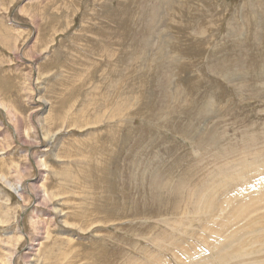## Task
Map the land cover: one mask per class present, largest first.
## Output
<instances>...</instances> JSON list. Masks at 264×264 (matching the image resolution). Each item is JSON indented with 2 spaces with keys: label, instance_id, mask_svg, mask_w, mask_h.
<instances>
[{
  "label": "rangeland",
  "instance_id": "rangeland-1",
  "mask_svg": "<svg viewBox=\"0 0 264 264\" xmlns=\"http://www.w3.org/2000/svg\"><path fill=\"white\" fill-rule=\"evenodd\" d=\"M165 1L0 0V264H264V0Z\"/></svg>",
  "mask_w": 264,
  "mask_h": 264
},
{
  "label": "bare ground",
  "instance_id": "bare-ground-1",
  "mask_svg": "<svg viewBox=\"0 0 264 264\" xmlns=\"http://www.w3.org/2000/svg\"><path fill=\"white\" fill-rule=\"evenodd\" d=\"M108 1H110V0H108ZM142 1H143V0H141V2H142ZM164 1H165V0H164ZM191 1H192V0H191ZM191 1H190V2H191ZM251 1H252V0H251ZM165 2H166V1H165ZM182 2H183V0H182ZM187 2H188V1H187ZM201 2H202V1H201ZM102 3H103V2H102ZM158 3H159V2H158ZM260 3H262V2H260ZM128 4H129V3H128ZM142 4H143V3H142ZM149 4H150V3H149ZM186 4H187V3H186ZM98 5H99V4H98ZM139 6H140V4H139ZM186 6H187V5H186ZM106 7H108V6H106ZM153 7H154V6H153ZM156 7H157V6H156ZM252 7H253V6H252ZM252 7H251V9H253ZM144 8H146V7H144ZM144 8H143V10H144ZM167 8H168V7H167ZM194 8H195V7H194ZM106 9H107V8H106ZM108 9H109V7H108ZM146 9H147V8H146ZM152 9H153V8H152ZM190 9H191V8H190ZM251 9H250V10H251ZM168 10H170V9H168ZM246 10H247V9H246ZM202 11H203V10H202ZM102 12H103V10H102ZM108 12L110 13V10H109ZM108 12H107V13H108ZM143 12H144V11H143ZM145 12H146V11H145ZM145 12H144V13H145ZM107 13H105V14H107ZM241 13H242V12H241ZM247 13H248V12H247ZM148 14H149V11H148ZM141 15H142V13H141ZM241 15H242V14H241ZM106 16H107V15H106ZM148 16H149V15H148ZM155 16H156V14H152L153 22H155ZM56 17H57V16H56ZM142 17H143V16H142ZM161 17H162V16H161ZM254 17H255V16H254ZM51 18H52V17H51ZM96 18H97V17H96ZM139 18H140V17H139ZM156 19H157V17H156ZM93 20H94V19H93ZM101 20H102V19H101ZM257 20H258V19H257ZM88 21H89V20H88ZM90 21H91V19H90ZM96 21H97V19H96ZM98 21H99V20H98ZM92 22H93V21H92ZM84 23H85V22H84ZM89 23H90V22H89ZM95 23H96V22H95ZM95 23H92V24H95ZM133 23H134V22H133ZM86 24H87V22H86ZM90 24H91V23H90ZM96 24H97V23H96ZM177 24H178V23H177ZM87 25H88V24H87ZM229 25H230V24H229ZM88 26H89V25H88ZM98 26H99V25H98ZM231 26H232V25H231ZM93 27H94V26H93ZM100 27H101V26H100ZM229 27H230V26H229ZM85 28H86V27H85ZM90 28H92V27L90 26ZM107 28H108V27H107ZM233 28H234V27H233ZM244 28H245V27H244ZM244 28H243V29H244ZM15 29H16V28H15ZM72 29H73V28H72ZM245 30H246V29H245ZM105 31H106V30H105ZM229 31H230V30H229ZM250 31H251V30H250ZM89 33H90V32H89ZM2 34H3V33H2ZM6 34H7V33H6ZM6 34H5V35H6ZM5 35H4V36H5ZM10 35H11V34H10ZM166 35H167V34H166ZM246 35H247V34H246ZM253 35H254V34H253ZM0 36H1V35H0ZM96 36H98V35H96ZM240 36H241V35H240ZM247 36H248V35H247ZM91 37H93V36H91ZM91 37H90V38H91ZM94 37H95V36H94ZM228 37H229V36H228ZM232 37H233V36H232ZM237 37H238V36H237ZM243 37H244V36H243ZM0 38H1V37H0ZM102 38H103V37H102ZM235 38H236V37H234V39H235ZM3 39H4V38H3ZM99 39H100V38H99ZM229 39H230V37H229ZM249 39H250V38H249ZM90 40H92V39H90ZM169 40H170V39H169ZM85 41H86V40H85ZM87 41H88V39H87ZM102 41H103V40H102ZM109 41H110V40H109ZM161 41H163V40H161ZM88 42H89V41H88ZM104 42H105V41H104ZM107 42H108V41H107ZM90 43H92V42L90 41ZM98 43H100L99 40H98ZM4 44H5V43H4ZM88 44H89V43H88ZM94 44H95V43H94ZM101 44H102V43H101ZM115 44H116V43H115ZM115 44H114V45H115ZM122 44H123V43H122ZM159 44H160V43H159ZM161 44H162V43H161ZM202 44H203V43H202ZM234 44H235V42H234ZM256 44H257V43H256ZM94 46H95V45H94ZM104 46H105V45H104ZM254 46H255V45H254ZM256 46L259 47V45H256ZM97 47H98V46H97ZM97 47H96V48H97ZM102 47H103V46H102ZM160 48H161V47H160ZM234 48H235V47H234ZM83 49H84V48H83ZM87 49H88V48H87ZM89 49H90V48H89ZM97 49H98V48H97ZM161 49H162V48H161ZM198 49H200V48H198ZM257 49H258V48H257ZM163 50H164V48H163ZM170 50H171V49H170ZM258 50H259V49H258ZM82 51H83V50H82ZM198 51H199V50H198ZM167 52H168V51H167ZM167 52H166V53H167ZM160 53H162V52H160ZM166 53H165V54H166ZM162 54H164V52H163ZM215 54H216V53H215ZM250 54H251V53H250ZM160 55H161V54H160ZM161 56L164 58V56H166V55H164V56L161 55ZM161 56H160V57H161ZM212 56H213V55H212ZM251 56H253V55H251ZM160 57H159L158 59H160ZM234 57H235V56H234ZM165 58H166V57H165ZM224 58H225V57H224ZM231 58H232V56H231ZM235 58H237V56H236ZM240 58H241V57H239V59H240ZM86 60H87V59H86ZM221 60H222V59H221ZM228 60H229V59H228ZM232 60H233V58H232ZM232 60H231V61H232ZM235 60H236V59H234L233 61H235ZM240 60H241V59H240ZM246 60H247V59H246ZM154 61H155V60H154ZM222 61H223V60H222ZM213 62H214V61H213ZM215 62H216V61H215ZM224 62H225V61H224ZM161 63H162V62H161ZM218 63H219V62H218ZM228 63H229V62H228ZM240 63H241V62H240ZM221 64H222V63H221ZM242 64H243V63H242ZM80 65H81V64H80ZM154 65H157V64L154 63ZM217 65H218V64H217ZM217 65H216V66H217ZM225 65H226V64H225ZM229 65H230V63H229ZM231 65H232V64H231ZM231 65H230V66H231ZM234 65H236V64H234ZM239 65H240V64H239ZM252 65H253V64H252ZM81 66H82V65H81ZM219 66H220V65H219ZM223 66H224V64H223ZM220 67H221V66H220ZM218 68H219V67H218ZM218 68H217V69H218ZM224 68H227V66H226V67L224 66ZM235 68H237V66H236ZM238 68H239V66H238ZM238 68L235 69V71H234L233 67L230 68V69H233V71L236 72V70H239ZM254 68H255V66H254ZM163 69H164V68H163ZM212 69H214V67H213ZM217 69H216V71H217ZM209 70H210V69H209ZM219 70L221 71V69H219ZM222 70H223V69H222ZM224 70H225V69H224ZM243 70H244V68H243ZM253 70L255 71V69H253ZM214 71H215V69H214ZM226 71H227V70H226ZM233 71H232V72H233ZM262 71H263V70H262ZM262 71H261V72H262ZM224 72H225V71H224ZM224 72H223V73H224ZM227 72H228V71H227ZM237 72H239V71H237ZM243 72H244V71H243ZM255 72H256V71H255ZM5 74H6V73H5ZM10 74H11V73H10ZM232 74H233V73H231V76H232ZM8 75H9V74H8ZM199 75H200V74H199ZM239 75H240V73H239ZM239 75H238V76H239ZM246 75H247V74H244V76H246ZM249 75H250V74H249ZM257 75H258V74H257ZM202 76H203V75H202ZM217 76H218V75H217ZM247 76H248V75H247ZM253 76H254V75H253ZM205 77H206V75H205ZM228 77L230 78V76H228ZM232 77H233V76H232ZM235 77H237V76H234V78H235ZM239 77H240V76H239ZM257 78H263V77L259 74ZM199 79H200V78H199ZM201 79H202V78H201ZM201 79H200V80H201ZM222 79H223V78H222ZM227 79H228V78H227ZM227 79H226V80H227ZM235 79H236V78H235ZM252 79H254V78H252ZM203 80H206V79H203ZM201 81H202V80H201ZM214 81H215V79H214ZM250 81H251V80H250ZM135 82H136V81H135ZM198 82H199V81H198ZM229 82H230V81H229ZM207 83H208V81H207ZM213 83H214V82H213ZM251 83H253V82H251ZM195 84H198V83H195ZM203 84H204V83H203ZM210 84H212L211 81H210ZM207 85H208V84H207ZM204 87H205V86H204ZM212 87H213V86H212ZM214 87H215V86H214ZM216 87H217V86H216ZM216 87H215V88H216ZM244 87H245V86H244ZM168 88H169V87H168ZM25 89H26V88H25ZM204 89H205V88H204ZM198 90H200V88H199ZM190 91H191V90H190ZM205 91H206V89H205ZM208 91H209V90H208ZM240 91H242V90H240ZM190 93H191V92H190ZM192 93H193V92H192ZM192 93H191V94H192ZM196 93H197V92H196ZM201 93H202V92H201ZM210 93H211V92H210ZM199 94H200V93H199ZM194 95H195V92H194ZM197 95H198V93H197ZM205 96H206V95H205ZM193 97H194V96H193ZM170 98H171V97H170ZM239 99H240V98H239ZM200 100H201V99H200ZM7 102H8V101H7ZM143 102H144V101H143ZM4 103H5V102H4ZM203 103H204V100H203ZM205 103H206V101H205ZM45 104H46V103H45ZM197 104H198V103H197ZM242 104H243V103H242ZM142 106H144V105H142ZM125 107H126V106H125ZM3 108H4V106H3ZM235 108H236V107H235ZM10 109H11V108H10ZM15 109H16V108H15ZM208 109H209V108H208ZM120 110H121V109H120ZM209 111H210V110H209ZM11 112H13V111H11ZM120 112H121V111H120ZM202 112H203V111H202ZM13 113H14V112H13ZM139 113H140L141 116H152L153 118H156V116H157V115H155L153 112L150 113L148 110L145 111V112H143L140 108H139ZM155 113L157 114V112H155ZM171 113H173V112L171 111ZM132 115H133V114H132ZM132 115H131V116H132ZM134 115H135V114H134ZM14 116H15V115H14ZM169 120H171V119H167V120L165 121V124H166V123H169ZM170 123H171V121H170ZM168 125H169V124H168ZM253 125H254V126H257L258 123L253 124ZM259 125H260V124H259ZM262 125H263V124H262ZM214 129H217V127L214 128ZM191 131H194L193 134H195V135L198 133V132L195 130V127H194V126L191 127ZM258 131H259V130H258ZM262 131H263V130H262ZM188 132H190V131H188ZM259 132H260V131H259ZM16 133H17V132H16ZM242 135H243L244 138H246V137L248 138V141H247V142H248L249 144H250V142L252 143V140L254 139V138L252 137V136H253L252 133H245V132H244ZM262 136H263V135H262ZM259 137H260V136H259ZM208 139H209L208 137H206V138L203 137V138L201 139V141H202V142H207ZM80 142H82V141H80ZM23 143H24V142H23ZM122 143H123V141H122ZM78 144H79V143H78ZM196 144H197V143H196ZM247 145H248V144H247ZM250 145H251V144H250ZM250 145H248V146L250 147ZM85 146H86V145H85ZM77 147H78V146H77ZM89 147H90V146H89ZM4 151H5V150H4ZM68 169H69V168H68ZM20 171H21V170H20ZM56 175H57V174H56ZM56 175H55V176H56ZM18 176H19V175H18ZM60 176H61V175H60ZM63 177H64V176H63ZM56 178H57V177H56ZM72 178H73V177H72ZM157 178H158V177H157ZM157 178H155V180H156ZM161 178H162V179H161V180H162V183H160V184H159V183H156V184L154 183V184H153V185L156 187V188H155V191H157L158 193H160L161 190H163V189L165 188V186H166V183H165L164 178H163V177H161ZM60 182H61V181H60ZM155 182H156V181H155ZM167 187H168V189L170 188V190H171V189H175L176 192H177V190H178V185H175L174 187L167 185ZM161 188H162V189H161ZM20 189H21V188H20ZM157 189H158L159 191H158ZM19 191H20V190H19ZM160 194H161V193H160ZM209 198H210V197H209ZM199 200H200V199H199ZM202 200H203V199H202ZM207 200H209V199H207ZM207 200H206V201H207ZM260 221H262V220H260ZM262 227H263V226H262ZM262 239H264V238L262 237ZM261 242H262V241H261ZM263 242H264V241H263ZM151 244H152V243H151ZM153 244H154V243H153ZM243 249H244V248H243ZM258 249H259V247H258ZM261 257H262V256H261ZM261 257H260V258H261ZM207 259H208V258H207ZM262 259H263V258H262ZM262 259H260V260H262ZM261 262H262V261H261ZM245 263H246V262H245ZM252 263H253V262H252ZM252 263H251V264H252ZM259 263H260V262H259Z\"/></svg>",
  "mask_w": 264,
  "mask_h": 264
}]
</instances>
